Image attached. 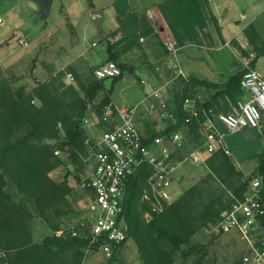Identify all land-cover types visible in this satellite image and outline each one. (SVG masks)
Returning a JSON list of instances; mask_svg holds the SVG:
<instances>
[{
  "label": "trees",
  "instance_id": "obj_1",
  "mask_svg": "<svg viewBox=\"0 0 264 264\" xmlns=\"http://www.w3.org/2000/svg\"><path fill=\"white\" fill-rule=\"evenodd\" d=\"M118 26L107 38V61L118 63L122 72L110 77V86L96 112L102 114L106 105L112 103L114 84L135 68L124 57L134 50L158 54L155 49L166 50L160 29L148 15V9L138 11L131 0H113ZM172 33L179 48L188 44L213 43L210 25L221 35L218 17L210 0H161L155 5ZM245 34L256 51L255 58L264 55V40L253 25L245 28ZM118 37V38H116ZM114 40H113V39ZM146 39V44L141 42ZM207 44V43H206ZM1 48V44H0ZM244 54H247L242 49ZM163 58V59H164ZM255 58H253L255 60ZM253 62V61H252ZM243 69L223 83L206 79H184L175 94L174 107L169 110L178 119L177 124L167 119L164 131L171 134L184 124L181 105L185 98L195 97L193 88L203 86L216 91L205 101L206 106L228 108L240 97V81ZM106 79V78H105ZM105 79L79 81L80 91L69 86L66 94L73 96L66 102L56 93L48 81H40L31 89L25 85L14 87L0 79V263L1 264H82L85 257V242L69 234L55 235V231L74 222L80 212L74 208L70 196L74 187L69 177L80 181L79 171L83 162L78 151L84 147L87 133L82 115L87 105L105 91ZM148 139L162 132L156 131L150 121H145ZM189 142L181 150L183 157L201 137L196 123L185 124ZM67 155V170L62 180L51 173L64 165V160L55 154ZM258 164L252 175L245 178L231 156L222 151L207 160L209 177L219 180L226 192L215 198H206L200 185H192L182 192L161 212L153 211L140 199L145 172L132 178L126 204V217L130 224L131 238L137 243L143 264H174L176 257H193L191 264H203L206 246L193 242L194 236L207 226L218 222L222 212L229 208L225 196L232 194L241 198L248 179L259 175L262 179L264 200V149L257 154ZM71 165L74 167L72 171ZM149 215V217L147 216ZM41 219L50 232L41 239L34 238L33 221ZM71 222V223H70ZM237 262V261H236ZM235 262V264H236ZM107 264H115L113 257Z\"/></svg>",
  "mask_w": 264,
  "mask_h": 264
},
{
  "label": "built area",
  "instance_id": "obj_2",
  "mask_svg": "<svg viewBox=\"0 0 264 264\" xmlns=\"http://www.w3.org/2000/svg\"><path fill=\"white\" fill-rule=\"evenodd\" d=\"M16 39L21 45L29 46L25 37L17 36ZM162 41L167 49L169 66L175 69V77L187 80L178 61L180 48L175 39L171 34H165ZM121 72V66L114 61H106L94 70L100 80ZM67 82L75 85V76L70 73ZM169 82L158 84L149 78H141L144 96L138 102L128 106L112 102L105 106L101 115L94 111L90 117L82 118L83 127H90L91 131L83 149L78 151L83 162V169L79 171L81 179L74 178V184L70 183L74 188L79 186L82 189L78 207L80 216L54 232L57 236L69 234L84 240L82 264L90 253H102L106 258H112L131 238L126 204L132 178L137 179L142 171L145 172L140 199L153 211L161 212L166 204L176 199L174 179L183 163L207 167V160L214 153L222 151L230 155L224 126L230 131L240 127L263 129L264 74L259 68L244 65L240 81L242 93L228 108L206 106V99L201 100L196 95L185 98L181 105L184 124L171 134L164 132L167 119L174 124L178 119L169 110L166 92ZM155 119L163 121L164 125H154ZM145 121H150L153 128L162 133L148 139ZM191 123L197 124L201 139L180 158L181 150L189 142L185 124ZM55 154L61 157L62 152L56 151ZM262 193L261 177L252 176L241 198H234L231 194L226 215L215 225L219 232L234 234L243 244L236 264H264Z\"/></svg>",
  "mask_w": 264,
  "mask_h": 264
},
{
  "label": "rangeland",
  "instance_id": "obj_3",
  "mask_svg": "<svg viewBox=\"0 0 264 264\" xmlns=\"http://www.w3.org/2000/svg\"><path fill=\"white\" fill-rule=\"evenodd\" d=\"M156 1L158 0H131V4L138 11L148 9L150 16V14L153 15ZM213 2L219 14L230 18L251 8V0H213ZM112 3L113 0H54L50 16L42 20L38 5L32 0H0L2 20L0 23V79L8 81L14 87L25 85L28 90L40 81H48L56 93L61 95L66 102H70L73 96L71 93L66 94L67 88L73 86L81 92L79 81L89 82L96 78L94 70L107 61L105 57L107 38L109 39L110 33L117 25L116 12ZM257 5L264 6V0L259 1ZM227 8L228 12H226ZM93 9L102 10L104 13L103 32H100L94 24V17L91 14ZM259 10L253 15L264 28V10ZM150 18L154 20L153 17L150 16ZM17 36L25 37L29 41V46L21 45L16 39ZM240 41L244 47L247 46L242 39ZM141 42L146 44V39ZM205 43L210 44L209 41ZM222 43L224 44V41ZM163 46L167 53L164 42ZM162 50L161 47L155 49L157 53H162ZM237 50L241 52L239 48H233L231 45L229 47L218 44L214 49L207 51L209 61L206 60L205 63L208 67L211 65L214 71L219 69L218 73H215V78L222 79L229 73L230 75L236 74L243 69L244 65L238 54L240 52ZM242 57L245 58L244 55ZM257 59V66L264 74V55H260ZM123 60L133 66L135 72L134 79L123 77L114 84L111 99L117 105L128 106L138 102L144 96L140 79L147 77L158 84L170 81L166 92L169 108L174 107L175 94L183 78L175 77L174 68H171L168 63L162 66L158 64L157 68L154 63L150 62L149 56L139 50L130 52ZM213 61L217 63V66ZM226 65L230 72L229 69L226 70ZM70 73L75 76V85L67 82ZM152 73H159V78H153ZM104 83L105 91L89 103L91 107L87 105L82 118H88L94 111L96 112V106L110 86V78H106ZM84 128L89 135L90 127ZM223 131L225 142L231 151V158L247 178L253 174L258 164L257 154L264 149V122L263 129L240 127L235 131H230L224 126ZM61 158L65 162L64 165L51 173L58 181L65 174L67 162H69L66 154L62 153ZM209 172L206 166H197L190 162L183 163L174 179L173 192L176 198L195 184L203 188L206 198H215L224 191L226 192V187L219 180L209 177ZM74 178V176L71 178V184H74ZM81 198L82 189L76 186L70 200L77 210ZM211 223L193 238V242L206 246L207 254L203 264H235L243 251V244L234 234L222 233L215 229L217 222ZM33 230L36 240L50 232L39 218L34 219ZM193 260V257L183 259L178 256L174 264H191ZM107 262L108 258L102 253H90L84 264H107ZM113 262L115 264H143L138 245L133 238H130L115 252Z\"/></svg>",
  "mask_w": 264,
  "mask_h": 264
},
{
  "label": "crops",
  "instance_id": "obj_4",
  "mask_svg": "<svg viewBox=\"0 0 264 264\" xmlns=\"http://www.w3.org/2000/svg\"><path fill=\"white\" fill-rule=\"evenodd\" d=\"M159 1L161 0L156 1L155 5ZM259 1L261 0H251V6H250L251 8H248L249 10L242 11L238 15H235L234 17L230 18V17H227V15L226 17H224L223 14H219L217 6L214 4L213 0H210L212 10L219 20L221 35L218 34V32L216 31V28L213 25H210L208 30L211 32V35L213 38L212 45L206 44V43H204V45L188 44L179 49L178 61L188 79L193 77V78L206 79V80H209L215 83H223L227 79H229L232 75H234V74L230 75L231 73H229L226 77L222 79H217L215 78L216 77L215 73L216 72L218 73L219 69H217V71H214L211 65L210 67H208L207 64L205 63L206 60L209 61L207 51L214 49L215 46H218V44L226 45L229 47L231 45L233 48H239L241 52L239 50H237V52L238 51L240 52L238 54L240 55V60L242 61L243 65L249 64L251 66H255L259 68L257 66L258 59L255 58L256 51L254 50L253 45L250 43L244 31L245 28L251 24L255 27L259 36L264 40V31H263L264 28L263 26H260V24L257 22L256 16L253 15L255 14V12H257L258 9L264 10L263 5H259V6L257 5ZM155 5L153 7V15L150 14V16L153 17L154 19L153 21L156 24L155 25L156 28L159 29L161 27L160 36H161V39H163V36L165 34L172 35V33L168 29L160 10ZM228 11L229 9L227 8L226 12ZM117 26L118 24L116 25V27ZM240 39H242L246 43L247 45L246 47H244L241 44L242 42L240 41ZM223 41H224V44L222 43ZM242 49L245 50L247 54H244L242 52ZM242 55H244L245 58H243ZM148 56H149L150 62L154 63L155 66H157V68H158V64H161V66L166 65L167 63L169 64V62L167 61V54L164 58V56L161 55L160 53L156 55L149 51ZM105 57H107V54ZM253 58H255V60ZM213 63L215 64V66H217V63L215 61H213ZM227 67L228 66L226 65V70L229 69ZM228 71L230 72V69ZM152 76L153 78H159V73H152ZM193 91L195 92V95L198 96L201 100H205V99L207 100L216 90L214 88L208 89L203 86H198V87L193 88ZM112 102L114 104H117L113 100ZM153 122H154V125H157V124L161 126L164 125V122L163 121L161 122L158 119H155ZM263 135H264V131H263ZM237 163L239 164V161H237ZM63 177L60 180H62ZM71 178H73V175L70 176V183H71Z\"/></svg>",
  "mask_w": 264,
  "mask_h": 264
},
{
  "label": "water",
  "instance_id": "obj_5",
  "mask_svg": "<svg viewBox=\"0 0 264 264\" xmlns=\"http://www.w3.org/2000/svg\"><path fill=\"white\" fill-rule=\"evenodd\" d=\"M33 2H35L38 5V12L40 14V18L42 20H46L51 13V8L53 5L54 0H32ZM91 14L94 17V24L96 26V28L100 31L103 32V17H104V13L102 10L99 9H93L91 11ZM126 78H130V79H134V77L132 75L127 74L125 76ZM72 171H74V167L71 165ZM225 200H227V204H229L232 200V195L228 194L225 196ZM227 213V210L225 209L222 212V217L225 216Z\"/></svg>",
  "mask_w": 264,
  "mask_h": 264
}]
</instances>
